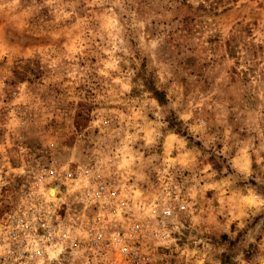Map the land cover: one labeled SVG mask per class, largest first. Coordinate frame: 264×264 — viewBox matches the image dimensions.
Here are the masks:
<instances>
[{"label": "clouds", "instance_id": "9594fccd", "mask_svg": "<svg viewBox=\"0 0 264 264\" xmlns=\"http://www.w3.org/2000/svg\"><path fill=\"white\" fill-rule=\"evenodd\" d=\"M25 5L24 27L0 29V109L10 117L0 125V187L8 156L26 158L17 175L46 208L45 184L71 188L69 165L91 166L94 178L131 182L114 214L127 219L111 226L125 229L122 254L141 264H264V0ZM70 99L80 102L79 123ZM13 142L25 145L20 153L6 151ZM213 154L224 164L219 175ZM49 160L56 176L45 172ZM68 195L75 204L83 193ZM137 238L143 250L131 245ZM24 239L34 252L41 238L33 230ZM160 248L166 254L154 255Z\"/></svg>", "mask_w": 264, "mask_h": 264}, {"label": "built area", "instance_id": "2783aa9c", "mask_svg": "<svg viewBox=\"0 0 264 264\" xmlns=\"http://www.w3.org/2000/svg\"><path fill=\"white\" fill-rule=\"evenodd\" d=\"M27 162L26 158L21 159L14 169L18 178L14 198L4 205L0 200V264H40L41 260L44 264H141L139 257L134 258L131 253L122 254V248L129 244L122 239L125 229L111 227L113 224L119 225L121 218L127 219L124 213H119L118 218L114 219V214L118 213L117 205L128 195L130 181L121 182L123 177L97 179L92 174L94 169L91 166L77 172L79 165L76 168L69 165L73 171L71 188L67 181L62 183L58 179L45 184L43 199L48 203L46 208H42L40 201L30 200L32 186L26 183L27 178L17 175V170ZM45 172L51 176L57 175L51 171V160ZM81 183L96 184L97 187L93 191L92 188H81ZM69 193L72 198L81 196V193L83 196L72 204ZM22 202H30L35 207H27ZM24 225L27 228L22 227ZM33 230L35 236L41 238L34 245V252L26 250L28 245L24 239ZM131 245L142 250L145 247L139 238L131 241ZM149 254L147 251L140 253L142 256ZM165 254L166 250L160 248L154 255ZM50 256H55V259H47ZM145 264H164V261L154 258ZM215 264H220L219 259Z\"/></svg>", "mask_w": 264, "mask_h": 264}, {"label": "rangeland", "instance_id": "374dc122", "mask_svg": "<svg viewBox=\"0 0 264 264\" xmlns=\"http://www.w3.org/2000/svg\"><path fill=\"white\" fill-rule=\"evenodd\" d=\"M30 16V10L25 5V0H21L20 4H14L11 2V0H0V29H6L9 31H19L22 27H24L25 23L27 22L28 18ZM64 43L70 45V41L65 36L63 37ZM72 51L71 47L65 48L66 53H70ZM95 62V59H93V63ZM83 67V64L80 65ZM12 73L14 76L22 78L21 74L16 71L12 70ZM71 77H66L64 84L67 86L68 93H71L72 85H71ZM7 83V81H6ZM81 86L77 85V91H80ZM69 103L73 104L77 111L75 113V117L77 118V123L80 122V120L83 118L84 113L79 111L80 108V102L76 100H69ZM9 110L8 109H0V121H2V125H7L9 122ZM91 116V113H89V117ZM91 124V119H89L87 122H85L84 127L88 128ZM7 129L6 128H0V143H5V137H6ZM97 136L99 138L100 132L99 129L96 130ZM25 147V145L13 142V147L7 149L6 151L9 153H20L21 148ZM223 145H220V148H222ZM219 150V149H218ZM4 157L0 155V164H2ZM124 162V157H121V163ZM21 163V158L19 155L16 154H10L8 156V164L4 168V172L8 173L7 176H5L6 180H9V183L3 185V187H0V200H3L1 205H4L9 202V200L13 199L15 196V192L17 189V181L18 178L14 174V169L16 166H18ZM237 163H240L241 166L242 162L237 161ZM210 164V170L214 173H216V169H223L224 164L221 162L220 159H218L214 154L210 157L209 160ZM216 175H219V173H216ZM212 190L210 189L208 191V197L211 198ZM264 228V221L261 222L260 226L258 228ZM257 228V230H258ZM219 255V253L217 254Z\"/></svg>", "mask_w": 264, "mask_h": 264}]
</instances>
